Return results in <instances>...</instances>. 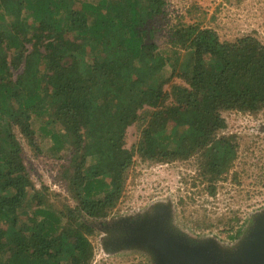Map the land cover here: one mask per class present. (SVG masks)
<instances>
[{
  "label": "trees",
  "instance_id": "trees-1",
  "mask_svg": "<svg viewBox=\"0 0 264 264\" xmlns=\"http://www.w3.org/2000/svg\"><path fill=\"white\" fill-rule=\"evenodd\" d=\"M163 5L0 0V264H90L93 223L124 198L135 158L193 159L215 196L237 156L233 136L221 135L223 114L264 115V44L188 25L161 51ZM132 125L138 138L126 148ZM15 132L39 136L52 158L67 151L60 171L73 207L55 208L48 188L33 185ZM250 220L230 219L227 238L238 240ZM139 250L141 264H154Z\"/></svg>",
  "mask_w": 264,
  "mask_h": 264
},
{
  "label": "rangeland",
  "instance_id": "rangeland-1",
  "mask_svg": "<svg viewBox=\"0 0 264 264\" xmlns=\"http://www.w3.org/2000/svg\"><path fill=\"white\" fill-rule=\"evenodd\" d=\"M199 25L213 30L219 40L233 41L251 34L264 44V0H164L156 17L154 42L161 51L171 48L176 28ZM181 64L186 55L180 51ZM183 66V65H182ZM226 128L221 135L233 136L236 160L225 179L217 184L210 197L197 175L193 159L171 163L141 162L137 158L125 182V195L104 222L113 218L148 215L163 205H170L169 227L190 240L212 239L221 248L231 249L237 240L227 238L228 228L239 218L264 211V115L251 116L235 112L223 114ZM137 125L126 130L125 146L130 148L138 138ZM16 138L22 150L23 163L33 185L48 188L49 201L55 208L73 207L60 167H67L69 156L63 151L57 158L47 156L48 145L39 136ZM93 223L89 240L93 247L90 264H141L147 259L139 249L110 251L103 247L107 236Z\"/></svg>",
  "mask_w": 264,
  "mask_h": 264
},
{
  "label": "water",
  "instance_id": "water-1",
  "mask_svg": "<svg viewBox=\"0 0 264 264\" xmlns=\"http://www.w3.org/2000/svg\"><path fill=\"white\" fill-rule=\"evenodd\" d=\"M170 205L157 208L129 228L118 248L147 250L154 264H264V211L251 216L244 234L233 248H221L214 240H190L167 221Z\"/></svg>",
  "mask_w": 264,
  "mask_h": 264
},
{
  "label": "flooded vegetation",
  "instance_id": "flooded-vegetation-1",
  "mask_svg": "<svg viewBox=\"0 0 264 264\" xmlns=\"http://www.w3.org/2000/svg\"><path fill=\"white\" fill-rule=\"evenodd\" d=\"M156 210L157 208L155 210L153 209L151 213L144 216L114 218L112 220L99 223L98 225L101 229H103L102 231L107 233V236H105L102 241L103 247L110 251L127 250L128 248H118V243L126 237L129 232V228L132 225L144 217L155 214Z\"/></svg>",
  "mask_w": 264,
  "mask_h": 264
}]
</instances>
